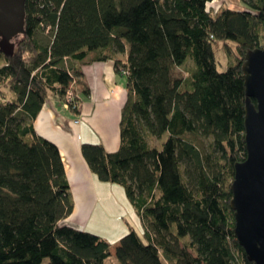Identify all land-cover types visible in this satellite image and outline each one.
Segmentation results:
<instances>
[{"label": "trees", "instance_id": "1", "mask_svg": "<svg viewBox=\"0 0 264 264\" xmlns=\"http://www.w3.org/2000/svg\"><path fill=\"white\" fill-rule=\"evenodd\" d=\"M239 1L240 11L211 0H26L12 53L0 46V264L111 256L99 235L61 225L74 208L64 163L33 127L49 95L62 100L79 80L71 66L88 54L127 71L118 149L81 146L91 173L123 187L142 221V237L118 240L117 261L255 264L238 245L230 202L234 166L246 158L242 68L264 47V0ZM219 42L233 56L221 72Z\"/></svg>", "mask_w": 264, "mask_h": 264}, {"label": "crops", "instance_id": "2", "mask_svg": "<svg viewBox=\"0 0 264 264\" xmlns=\"http://www.w3.org/2000/svg\"><path fill=\"white\" fill-rule=\"evenodd\" d=\"M239 5L237 1V6ZM94 57L93 54H88L84 61L73 63L71 66L80 74L78 100L81 101V114L78 116L73 112H67L62 107L60 98L50 94L33 121L35 132L59 148L64 163L74 208L72 215L62 225L87 232L90 231L89 222H86L88 212L94 206L103 208L101 204L107 200L106 195L113 187H110L109 183L100 182L91 173L81 155V146L104 144L109 152L118 149L121 109L126 102L127 94L126 79L116 73L113 62L98 63L94 61ZM77 121L79 124L75 123ZM78 206L84 213L80 218L76 215ZM119 239L120 236L113 240L116 247Z\"/></svg>", "mask_w": 264, "mask_h": 264}, {"label": "water", "instance_id": "3", "mask_svg": "<svg viewBox=\"0 0 264 264\" xmlns=\"http://www.w3.org/2000/svg\"><path fill=\"white\" fill-rule=\"evenodd\" d=\"M25 2L0 0V46L10 53V41L22 31ZM244 61L246 158L234 166L230 204L238 245L250 262L264 264V47L249 51Z\"/></svg>", "mask_w": 264, "mask_h": 264}, {"label": "rangeland", "instance_id": "4", "mask_svg": "<svg viewBox=\"0 0 264 264\" xmlns=\"http://www.w3.org/2000/svg\"><path fill=\"white\" fill-rule=\"evenodd\" d=\"M237 1L240 3L239 6H237ZM225 2V3H224ZM227 7L229 8L231 6L232 9L240 11L242 9H245L243 4L239 0H217L215 2L214 7ZM216 8V7H215ZM45 35H41L40 37L46 41H49L48 37H44ZM228 47L233 49L234 45L232 42L228 43ZM215 60L218 63V71H225L230 64V61L233 56H229L225 46L223 43L219 42L215 46ZM230 57V58H229ZM70 65V64H69ZM80 87L79 80H75V84L71 87L70 90L73 92L74 101L76 102L77 106L73 107L69 101H66L67 95L61 100L63 104V108L68 112H73L76 115L81 114V101L78 100V89ZM7 92V91H4ZM69 100V99H68ZM76 124H79V121L75 122ZM143 125H145L146 129L151 133L148 137V142H150V145L152 148H160L161 147V141L157 138H155L153 131L150 128V123L148 120L146 122H143ZM152 135V136H151ZM210 142V141H208ZM111 188L107 195L103 205V208L101 207H93L91 211L87 214L86 222H89L88 230L92 233H97L101 237H104V239H107L109 243H111V249L110 254L111 256L105 261L104 264H120L115 255V248L116 243L113 240L122 238L123 236L127 235L130 230H133L137 233L139 237L143 236L144 230L141 219H139L134 211L132 209L128 198H126L125 191L123 187H120L117 184H110ZM111 194V195H110ZM116 203V204H115ZM105 204V205H104ZM78 218L82 217L84 215L83 211L81 210V207L78 206V213L76 214ZM65 223V220L61 222V225ZM115 233V235L113 233ZM116 236V237H115ZM116 238V239H115Z\"/></svg>", "mask_w": 264, "mask_h": 264}, {"label": "built area", "instance_id": "5", "mask_svg": "<svg viewBox=\"0 0 264 264\" xmlns=\"http://www.w3.org/2000/svg\"><path fill=\"white\" fill-rule=\"evenodd\" d=\"M217 0H211V3H210V5L212 6V7H214V5H215V2H216ZM216 7V8H215ZM214 8H215V10H218V8H220V7H217V6H215ZM125 75H127V71L125 70V69H121L120 70V76H125ZM75 84V81L73 82V83H71V85L69 86V88L67 89V99H66V101H69V103L73 106V107H75V106H77V104H76V102L74 101V96H73V92H72V90H70L71 89V87L73 86ZM69 99V100H68Z\"/></svg>", "mask_w": 264, "mask_h": 264}, {"label": "bare ground", "instance_id": "6", "mask_svg": "<svg viewBox=\"0 0 264 264\" xmlns=\"http://www.w3.org/2000/svg\"><path fill=\"white\" fill-rule=\"evenodd\" d=\"M109 193H110V191H109ZM111 195V194H110ZM116 204V203H115Z\"/></svg>", "mask_w": 264, "mask_h": 264}]
</instances>
